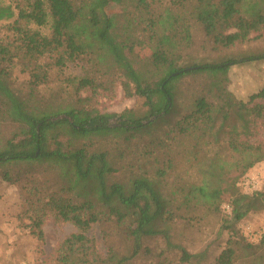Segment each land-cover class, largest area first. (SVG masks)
I'll use <instances>...</instances> for the list:
<instances>
[{"label":"trees","instance_id":"1","mask_svg":"<svg viewBox=\"0 0 264 264\" xmlns=\"http://www.w3.org/2000/svg\"><path fill=\"white\" fill-rule=\"evenodd\" d=\"M129 3L117 21L106 0H0V179L25 193L19 220L40 251L50 218L75 227L47 264L141 255L145 264H264V235L252 242L241 225L264 211V186L236 191L230 213L222 207L224 190L264 162V86L247 101L229 87L234 66L264 61V0ZM158 27L185 45L163 47ZM137 31L153 45L139 71L121 64L111 39ZM197 32L204 50L195 51ZM188 76L202 77L188 111L154 130ZM118 85L144 98L143 116L102 111L99 97L113 98ZM222 211L228 237L215 254L176 239L177 223L198 227ZM159 239L158 252L146 245Z\"/></svg>","mask_w":264,"mask_h":264},{"label":"rangeland","instance_id":"2","mask_svg":"<svg viewBox=\"0 0 264 264\" xmlns=\"http://www.w3.org/2000/svg\"><path fill=\"white\" fill-rule=\"evenodd\" d=\"M129 2L131 0H106V5L110 14L115 15V20L119 21L122 20L123 16H121L123 14L121 11L126 10L130 6ZM1 23L4 24L5 22ZM154 34L165 48L178 49L185 45L183 34L170 35L160 27L155 29ZM203 37L201 32L196 33L195 51L202 49L201 47L204 45ZM111 39L114 41V47L117 45L115 47L117 48L116 52H118L119 60L124 67L132 66L139 71L145 58L153 52V45L149 36L140 31L125 36H114ZM256 45L257 43L252 42L248 45L236 46L225 53L238 52L241 48L250 49ZM260 45H264V40ZM195 55L198 56V53ZM73 70L79 72L80 68L76 67ZM14 76L20 83L28 78L26 74H22L17 70ZM229 77L230 89L238 98L247 101L250 94L264 86V61L234 66L230 70ZM201 82L202 77L200 76H188L178 82L176 86L177 96L174 99L173 109L163 120H160L154 130L156 128H161L160 131L165 130L168 124L175 122L188 111ZM118 86L116 95L113 98H108L107 96L99 97L98 103L102 111L121 113L126 109H131L137 115L143 116L147 111V106L144 105V98L136 95L127 96L123 88L120 85ZM45 92L47 93V90ZM114 122L115 120H113ZM154 130L152 129L155 133L156 131ZM259 138L264 140V129ZM253 174L256 175L259 181L258 189L254 191L261 190L264 186V162L252 167L245 179L237 186L224 190L222 193L223 206L225 203H229V198L236 191H252L248 188L247 182ZM24 194L18 184L6 183L0 179V264H47L52 256L55 255L62 240L75 231V227L71 223L59 222L50 218L44 226L46 242L43 246V251H40L41 247L36 237L29 232V228L24 227V223L22 224L18 218L23 209ZM222 216L223 211L215 216H205L198 227H186L182 223H177L174 227L175 237L194 252L203 250L208 246L209 252L213 255L220 250L228 237L227 232H219ZM253 218L254 222L241 224L242 229H244L246 224H253L255 229L259 231L264 219V211L254 213ZM95 235L99 236L97 229L95 230ZM146 245L154 248L157 252L165 248V243L162 239L148 240ZM147 261L146 255H141L133 264H145Z\"/></svg>","mask_w":264,"mask_h":264},{"label":"built area","instance_id":"3","mask_svg":"<svg viewBox=\"0 0 264 264\" xmlns=\"http://www.w3.org/2000/svg\"><path fill=\"white\" fill-rule=\"evenodd\" d=\"M248 188H250L252 191L258 189L259 187V181L257 180L256 175H251L249 177V180L247 182ZM223 208L225 211L229 212L231 211V205L230 203H225ZM258 229V228H257ZM244 233L248 237V239L252 242H257L259 238L264 235V219L261 223V228L259 231L255 229V226L253 224H246L243 229Z\"/></svg>","mask_w":264,"mask_h":264},{"label":"water","instance_id":"4","mask_svg":"<svg viewBox=\"0 0 264 264\" xmlns=\"http://www.w3.org/2000/svg\"><path fill=\"white\" fill-rule=\"evenodd\" d=\"M61 117H64V116H61ZM152 119H154V118H152Z\"/></svg>","mask_w":264,"mask_h":264}]
</instances>
